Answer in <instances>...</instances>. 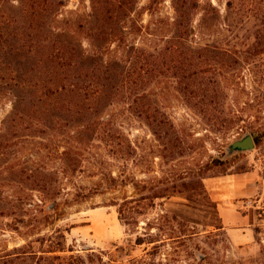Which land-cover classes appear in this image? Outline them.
I'll return each mask as SVG.
<instances>
[{
  "label": "rangeland",
  "instance_id": "rangeland-1",
  "mask_svg": "<svg viewBox=\"0 0 264 264\" xmlns=\"http://www.w3.org/2000/svg\"><path fill=\"white\" fill-rule=\"evenodd\" d=\"M175 2L0 0V264H264V0ZM172 46L236 124L180 92Z\"/></svg>",
  "mask_w": 264,
  "mask_h": 264
},
{
  "label": "trees",
  "instance_id": "trees-1",
  "mask_svg": "<svg viewBox=\"0 0 264 264\" xmlns=\"http://www.w3.org/2000/svg\"><path fill=\"white\" fill-rule=\"evenodd\" d=\"M175 4L176 6H178L179 9L185 8L187 4L189 5V9L194 6V3L192 4L188 2V0H176ZM262 26L263 28L261 29V31L264 32V16L262 17ZM176 48L177 46H172L171 51L175 49L173 54L175 55V60L177 62L175 64V67L173 66V70L180 82V92L184 94V96L187 98V100L192 106L198 108L202 113L204 112V114H208V118L210 119V121H213L215 124H225V126H231L236 124L238 122V115L235 112L225 114L224 89L221 84L218 82L210 83V81L206 79L205 75L201 71L202 69H200L198 63L191 62L192 60L190 62L189 60H177L176 58L180 57V54L177 55L179 53V50H177ZM68 49V46H61L57 54L49 56L51 62L58 64L61 69H64V67H66V65L70 63L71 59L74 58L73 50ZM190 50L192 54L191 58L194 59V61L195 59L200 60L202 57L209 56L208 47L200 48L197 50ZM171 60H174V57H172ZM135 77L138 78V74L135 67V63L132 62L128 70L127 79L129 90L132 93H136L138 88V86L134 82ZM70 89L71 88L67 87L65 84H62L61 86L57 85L56 87L51 86L45 90V95L47 97L61 95L62 97L66 98L73 97V99H80L79 97L81 91L79 89ZM80 103L81 100H78V104H76V106L80 105ZM132 108L136 112H140L142 114L145 113L147 117L153 116L154 119L156 117L155 114L158 112L156 111V109L153 110L150 107L145 108V105H142L138 101L132 102ZM151 126L155 132L160 133L159 130H161V125L157 121L154 120V124L152 122ZM254 139L256 145H259L260 138L254 137ZM220 162V160H215L214 164L216 165Z\"/></svg>",
  "mask_w": 264,
  "mask_h": 264
},
{
  "label": "water",
  "instance_id": "water-1",
  "mask_svg": "<svg viewBox=\"0 0 264 264\" xmlns=\"http://www.w3.org/2000/svg\"><path fill=\"white\" fill-rule=\"evenodd\" d=\"M256 149V142L251 133H247L242 138L235 140L227 147V155L247 153Z\"/></svg>",
  "mask_w": 264,
  "mask_h": 264
}]
</instances>
